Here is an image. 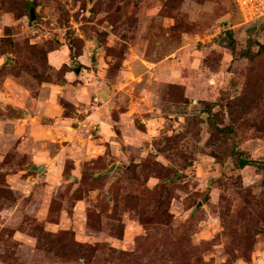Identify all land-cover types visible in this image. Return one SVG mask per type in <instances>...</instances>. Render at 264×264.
Wrapping results in <instances>:
<instances>
[{
    "label": "rangeland",
    "instance_id": "1",
    "mask_svg": "<svg viewBox=\"0 0 264 264\" xmlns=\"http://www.w3.org/2000/svg\"><path fill=\"white\" fill-rule=\"evenodd\" d=\"M262 47L239 0H0V264H264Z\"/></svg>",
    "mask_w": 264,
    "mask_h": 264
},
{
    "label": "built area",
    "instance_id": "2",
    "mask_svg": "<svg viewBox=\"0 0 264 264\" xmlns=\"http://www.w3.org/2000/svg\"><path fill=\"white\" fill-rule=\"evenodd\" d=\"M241 12L251 20L264 18V0H239Z\"/></svg>",
    "mask_w": 264,
    "mask_h": 264
},
{
    "label": "crops",
    "instance_id": "3",
    "mask_svg": "<svg viewBox=\"0 0 264 264\" xmlns=\"http://www.w3.org/2000/svg\"><path fill=\"white\" fill-rule=\"evenodd\" d=\"M2 109L6 110V111L9 110L10 113H13L12 116H16V117L26 116L24 109H22L20 107H16V106L9 105V104H2Z\"/></svg>",
    "mask_w": 264,
    "mask_h": 264
},
{
    "label": "trees",
    "instance_id": "4",
    "mask_svg": "<svg viewBox=\"0 0 264 264\" xmlns=\"http://www.w3.org/2000/svg\"><path fill=\"white\" fill-rule=\"evenodd\" d=\"M262 49H264V47H262ZM8 112H9V110H8ZM11 115H13V113H11ZM14 115H15V114H14ZM227 132H228V133H231V130H227ZM237 156H238V160H239V168H240V169H244V168L250 166L251 162H249V161L246 159L244 153L239 152V153L237 154Z\"/></svg>",
    "mask_w": 264,
    "mask_h": 264
},
{
    "label": "water",
    "instance_id": "5",
    "mask_svg": "<svg viewBox=\"0 0 264 264\" xmlns=\"http://www.w3.org/2000/svg\"><path fill=\"white\" fill-rule=\"evenodd\" d=\"M32 20H35V18H36V14H35V10L34 9H32ZM42 171V168H39L38 169V172H41Z\"/></svg>",
    "mask_w": 264,
    "mask_h": 264
}]
</instances>
